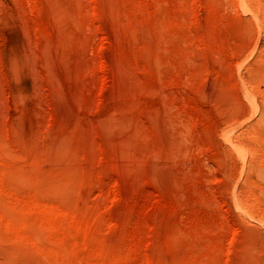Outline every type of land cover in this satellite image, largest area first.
Segmentation results:
<instances>
[{
	"label": "rangeland",
	"instance_id": "obj_1",
	"mask_svg": "<svg viewBox=\"0 0 264 264\" xmlns=\"http://www.w3.org/2000/svg\"><path fill=\"white\" fill-rule=\"evenodd\" d=\"M252 2L0 0V264H264Z\"/></svg>",
	"mask_w": 264,
	"mask_h": 264
},
{
	"label": "bare ground",
	"instance_id": "obj_2",
	"mask_svg": "<svg viewBox=\"0 0 264 264\" xmlns=\"http://www.w3.org/2000/svg\"><path fill=\"white\" fill-rule=\"evenodd\" d=\"M56 1H60V0H56ZM238 1V0H237ZM241 1V0H240ZM248 1H250V0H248ZM250 3V2H249ZM254 4V5H253ZM250 5V4H249ZM252 6L251 7H253V10L255 9V11L257 10L258 12H259V15H261V18H262V20H264V0H253V2H252V4H251ZM61 32H63V31H61ZM60 32V33H61ZM63 33H65V31L63 32ZM62 33V34H63ZM58 34H59V32H58ZM65 34H67V33H65ZM65 34H63V35H61L60 36V38H58V40L60 39V41L63 43V44H65V41H67V42H69L68 40H69V36H68V34L67 35H65ZM64 36H67V37H64ZM65 39H68V40H65ZM10 57H11V65H12V68H13V72H14V75H15V80L18 82V83H22L23 82V80H25V77H26V75H25V71H24V56H23V53H22V50H21V46H20V44L17 42V40L16 39H12L11 40V43H10ZM68 46V45H67ZM57 52V51H56ZM64 52H66V49H65V47L64 46H62L61 48H60V50H59V53H60V55L61 56H63V57H61V58H64V55L66 54H64ZM69 52V51H68ZM58 53V52H57ZM262 53L264 54V51H262ZM69 53H67V55H68ZM67 55H65V56H67ZM261 58V57H260ZM259 58V59H260ZM262 58L264 59V55H262ZM67 59H68V56H67ZM67 59H64V62H65V60H67ZM63 62V61H62ZM263 62H264V60H263ZM65 64H67V62H65ZM260 68H264V67H261V65H260ZM258 70H260V69H258ZM262 70V69H261ZM261 70H260V73H262L263 75H264V69L262 70V72H261ZM256 71V70H255ZM254 71V72H255ZM257 72V71H256ZM259 73V72H258ZM257 73V74H258ZM252 75V74H251ZM259 75H255L254 77L256 78V77H258ZM259 77H262L261 75L259 76ZM256 78V79H254L253 77H251L250 76V80H251V78H253L252 80H253V83L254 84H257V85H259V79H261V78ZM258 79V80H257ZM260 81H262V80H260ZM232 116V115H231ZM234 118V117H233ZM231 120V119H230ZM234 120H235V118H234ZM257 127L256 128H254V130H253V135H257V134H260L259 133V127H261V126H259V125H256ZM233 130H234V132H235V129L233 128ZM224 131V130H223ZM222 131V132H223ZM228 131H231L230 130V128L228 129ZM229 134H230V132H229ZM229 134H228V136H229ZM230 138H231V136H230ZM230 141V140H229ZM237 145V144H236ZM240 147H242L241 145H240ZM119 150H121V149H119ZM123 150V149H122ZM238 152V151H237ZM245 153V152H244ZM122 154H123V151H122ZM123 156V155H122ZM122 156H120L119 155V158H121ZM125 155L123 156V158H121V159H123L122 161H124L125 160Z\"/></svg>",
	"mask_w": 264,
	"mask_h": 264
}]
</instances>
